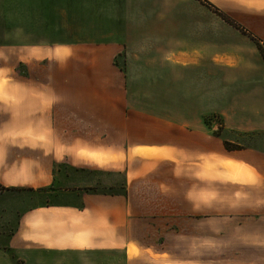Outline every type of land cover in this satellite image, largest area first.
<instances>
[{
  "label": "crops",
  "instance_id": "crops-1",
  "mask_svg": "<svg viewBox=\"0 0 264 264\" xmlns=\"http://www.w3.org/2000/svg\"><path fill=\"white\" fill-rule=\"evenodd\" d=\"M205 1L115 2L120 43L113 39L107 51L123 52L124 77L154 79L135 93L168 92L171 107L169 118H155L156 128L138 125L121 154L55 145L43 103L30 101L26 88L27 102L14 105L6 125L13 133L0 132V264H264V146L244 143L264 132V104L253 103L259 91L250 94L251 87L264 92L261 74L210 58L203 36L172 48L178 25L207 29V22H183L209 12L214 0ZM235 2L264 46V0ZM211 110L223 115L228 137L205 122ZM225 139L239 147L225 148ZM121 157L119 182L112 162ZM179 166L185 185L177 182ZM179 187L184 197H176ZM179 216L180 228L150 225Z\"/></svg>",
  "mask_w": 264,
  "mask_h": 264
},
{
  "label": "rangeland",
  "instance_id": "rangeland-1",
  "mask_svg": "<svg viewBox=\"0 0 264 264\" xmlns=\"http://www.w3.org/2000/svg\"><path fill=\"white\" fill-rule=\"evenodd\" d=\"M116 1L0 0V132L13 133L6 125L14 105L27 102V89L33 93L30 101L43 103V114L51 122V131L60 139L54 144L69 151L104 148L121 154L135 143L138 132L134 129L138 125L150 131L156 128L155 118L171 116L169 93L157 92L160 96L135 93L139 88L149 89L154 79L124 77L123 52L113 57L112 51L105 47L113 39L120 43V21L114 10ZM214 1L211 6L207 5L209 12H191L183 18V22H207L204 25L207 29L199 33L178 25L172 48L184 47V39L193 42L203 36L204 50H208L210 58L218 57L233 65L237 62L243 74L248 75L250 71L261 74L258 77L264 82V46L250 34L249 13L235 0ZM194 6L198 4L187 2V7ZM114 47L118 49L114 45L110 49ZM167 78L159 85L162 90L169 87ZM12 87H20L22 93L14 94ZM257 92L253 103L263 105L264 92L251 87V95ZM63 107L67 110H61ZM203 117L214 135L229 136L222 114L211 110ZM260 133L264 132L256 130L253 134L257 137L245 136L248 142L244 143L253 139L264 146V134ZM223 143L227 149L239 147L226 139ZM112 163L114 179L120 182L123 157ZM184 168L178 167V173L183 171L177 175L180 185L187 182ZM178 189L176 197H184L185 191ZM182 220L180 216L171 220L154 219L150 225L162 230L163 225L177 222L180 228Z\"/></svg>",
  "mask_w": 264,
  "mask_h": 264
},
{
  "label": "trees",
  "instance_id": "trees-1",
  "mask_svg": "<svg viewBox=\"0 0 264 264\" xmlns=\"http://www.w3.org/2000/svg\"><path fill=\"white\" fill-rule=\"evenodd\" d=\"M204 2H206L205 0H203ZM207 3V2H206Z\"/></svg>",
  "mask_w": 264,
  "mask_h": 264
}]
</instances>
